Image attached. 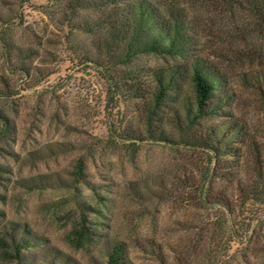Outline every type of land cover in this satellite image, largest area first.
Here are the masks:
<instances>
[{
	"label": "rangeland",
	"instance_id": "374dc122",
	"mask_svg": "<svg viewBox=\"0 0 264 264\" xmlns=\"http://www.w3.org/2000/svg\"><path fill=\"white\" fill-rule=\"evenodd\" d=\"M92 1L71 10L69 0H0V232L25 243L21 264H109L115 242L134 264H199L196 240L212 222L224 229L225 264H264V0L259 14L245 2L187 3L200 53L226 83L209 101L216 113L191 132L242 131L214 149L173 132L172 102L151 128L176 136L151 138L148 98L131 86L179 58H107L90 30ZM81 226L88 237L77 244L70 232ZM234 232L250 239L227 243ZM147 241L166 262L140 247Z\"/></svg>",
	"mask_w": 264,
	"mask_h": 264
},
{
	"label": "trees",
	"instance_id": "16d2710c",
	"mask_svg": "<svg viewBox=\"0 0 264 264\" xmlns=\"http://www.w3.org/2000/svg\"><path fill=\"white\" fill-rule=\"evenodd\" d=\"M190 1L199 0H94L91 6L97 7L100 14L93 20L90 30L99 29L100 35L95 47L103 50L104 55L116 63L128 64L143 53L179 58V61L170 65L150 70L144 82L131 86L132 95L148 98L144 106L145 125L151 138L171 140L178 134L188 144L202 141L208 148L214 149L217 141L219 147L236 142L242 131L238 125H231L226 129L218 127L201 133L191 132L201 118L216 113L218 106H211L209 101L214 92L226 83L220 71L200 53L199 32L189 16L187 6ZM223 1L245 2L257 14L263 10V0ZM84 7H87V0H69L71 10ZM135 72L124 71L128 76ZM255 78L259 81L260 76ZM169 102L173 105L167 117V125L174 128L173 132L177 131L176 135L165 131L162 126L151 128L160 110ZM0 118L6 121L4 115L0 114ZM258 158L259 154L255 161L260 162ZM263 170L264 162L258 165V173L261 175L259 179L264 184ZM213 224L206 222L196 240V248H201L199 243L203 245L199 264H225L224 229L211 228L209 225ZM87 234L84 226L75 227L70 232V239L78 244L87 239ZM249 239L241 232H234L227 243L233 241L240 244ZM24 244L13 229L10 233L0 232V264H21V247ZM140 247L144 250L149 248L157 260L166 262L164 247H158L151 241L141 243ZM126 250L124 243L115 242L106 253L108 263L134 264Z\"/></svg>",
	"mask_w": 264,
	"mask_h": 264
}]
</instances>
